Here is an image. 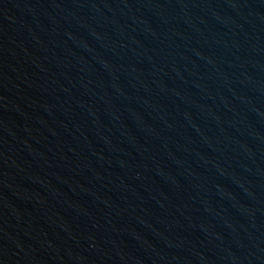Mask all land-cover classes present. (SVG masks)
<instances>
[{
  "label": "water",
  "instance_id": "water-1",
  "mask_svg": "<svg viewBox=\"0 0 264 264\" xmlns=\"http://www.w3.org/2000/svg\"><path fill=\"white\" fill-rule=\"evenodd\" d=\"M0 264H264V0H0Z\"/></svg>",
  "mask_w": 264,
  "mask_h": 264
}]
</instances>
